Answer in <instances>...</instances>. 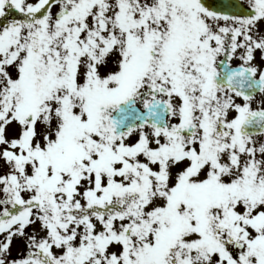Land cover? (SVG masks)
<instances>
[{
  "label": "snow or ice",
  "instance_id": "6c2138e0",
  "mask_svg": "<svg viewBox=\"0 0 264 264\" xmlns=\"http://www.w3.org/2000/svg\"><path fill=\"white\" fill-rule=\"evenodd\" d=\"M0 264H264V0H0Z\"/></svg>",
  "mask_w": 264,
  "mask_h": 264
},
{
  "label": "flooded vegetation",
  "instance_id": "af4514ba",
  "mask_svg": "<svg viewBox=\"0 0 264 264\" xmlns=\"http://www.w3.org/2000/svg\"><path fill=\"white\" fill-rule=\"evenodd\" d=\"M239 64V61L238 60H234L233 61V66H236V65H238Z\"/></svg>",
  "mask_w": 264,
  "mask_h": 264
},
{
  "label": "water",
  "instance_id": "95a60500",
  "mask_svg": "<svg viewBox=\"0 0 264 264\" xmlns=\"http://www.w3.org/2000/svg\"><path fill=\"white\" fill-rule=\"evenodd\" d=\"M218 0H209V3H216Z\"/></svg>",
  "mask_w": 264,
  "mask_h": 264
},
{
  "label": "rangeland",
  "instance_id": "374dc122",
  "mask_svg": "<svg viewBox=\"0 0 264 264\" xmlns=\"http://www.w3.org/2000/svg\"><path fill=\"white\" fill-rule=\"evenodd\" d=\"M15 254H16V252H15V250H14L13 255H15Z\"/></svg>",
  "mask_w": 264,
  "mask_h": 264
}]
</instances>
